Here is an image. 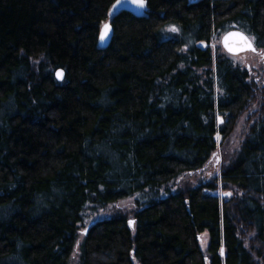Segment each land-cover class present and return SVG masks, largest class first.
<instances>
[{
  "label": "trees",
  "instance_id": "16d2710c",
  "mask_svg": "<svg viewBox=\"0 0 264 264\" xmlns=\"http://www.w3.org/2000/svg\"><path fill=\"white\" fill-rule=\"evenodd\" d=\"M116 1L0 0V264H264V67L218 40L263 55L264 0ZM219 146L218 175L172 192Z\"/></svg>",
  "mask_w": 264,
  "mask_h": 264
},
{
  "label": "rangeland",
  "instance_id": "374dc122",
  "mask_svg": "<svg viewBox=\"0 0 264 264\" xmlns=\"http://www.w3.org/2000/svg\"><path fill=\"white\" fill-rule=\"evenodd\" d=\"M220 44H221V37L218 39ZM204 45V44H203ZM236 60L240 62L242 65H246L252 68H258L262 69L264 67V54L263 55H258L253 52L249 53H244L241 55H238L236 57ZM240 134L237 133L236 136H234L231 139V147L230 149H234L235 146L238 145V140H239ZM223 160V152L220 148L218 147L216 153L214 156L209 160V162L201 169L200 171L182 175L179 177L174 184L172 185V192L184 187L186 183H190L191 185H196L198 184L201 180H212L213 177L219 174V169L222 164ZM214 194H219L221 196H229V193L222 192V191H215L213 192ZM147 195L150 196L149 193H146ZM167 194L165 192H162L160 197H165ZM141 203H145L142 206H140ZM117 205V206H116ZM146 205V199L145 195L142 192H136L133 195L121 199L118 202L114 203L113 205L107 206L105 209H95L93 206L89 205L86 207L85 210V220L81 224L80 231H83L86 226H88L90 223L94 222L95 220L103 219L106 217H109L111 215V211L114 209V206L116 208H120L123 210H130L133 208H142ZM209 242V233L205 232L202 234L201 241H200V247L202 251L205 253L207 251V246ZM78 252L79 250L77 249L74 253L73 256L70 260L69 264H78L79 258H78ZM221 254H224V250H221Z\"/></svg>",
  "mask_w": 264,
  "mask_h": 264
},
{
  "label": "water",
  "instance_id": "95a60500",
  "mask_svg": "<svg viewBox=\"0 0 264 264\" xmlns=\"http://www.w3.org/2000/svg\"><path fill=\"white\" fill-rule=\"evenodd\" d=\"M126 11L137 18H142L147 12L146 0H117L112 13ZM113 37V27L110 22L103 24L99 34V46L101 49H107ZM222 48L232 56H238L244 53L257 52V47L253 39L241 29H231L221 36ZM64 71L59 69L55 73L57 81L64 80Z\"/></svg>",
  "mask_w": 264,
  "mask_h": 264
}]
</instances>
